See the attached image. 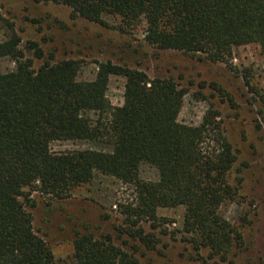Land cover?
I'll list each match as a JSON object with an SVG mask.
<instances>
[{"label": "trees", "instance_id": "16d2710c", "mask_svg": "<svg viewBox=\"0 0 264 264\" xmlns=\"http://www.w3.org/2000/svg\"><path fill=\"white\" fill-rule=\"evenodd\" d=\"M33 1L66 7L72 19L102 28L112 29L110 17L130 27L143 22L144 42L156 51L226 64L235 48L257 45L264 59V0ZM25 50L43 58L34 43ZM4 59L15 69H0V264H141V250L157 246L143 224L155 229L159 209L179 207L182 239L194 253L189 261L237 264L238 253L248 252L240 229L219 214L238 195L241 180L237 187L230 184L237 158L226 142L216 156L204 152L210 116L199 127L178 122L186 94L176 83L111 62L97 64L93 80L80 81L76 62H51L52 56L34 70L17 37L0 43V63ZM111 77L125 79L121 107L106 97ZM56 142L109 150L53 154ZM142 166L157 171L156 183L140 180ZM96 176L131 186L136 204L119 206L116 238L75 232L71 261H58L33 229L31 196L67 200Z\"/></svg>", "mask_w": 264, "mask_h": 264}, {"label": "rangeland", "instance_id": "374dc122", "mask_svg": "<svg viewBox=\"0 0 264 264\" xmlns=\"http://www.w3.org/2000/svg\"><path fill=\"white\" fill-rule=\"evenodd\" d=\"M0 43L9 38L20 40L24 60L33 61L37 70L45 60L74 61L79 67L78 80L95 78L97 64L111 62L145 73L150 79L172 80L185 91L178 122L199 127L205 118L213 120L207 127L203 150L210 156L219 154L229 143L237 158L230 184L237 187L234 202L224 204L219 214L240 229L248 252L238 253L237 264H264V59L257 45L235 48L226 64H212L177 52L156 51L144 42L145 25L128 26L119 18H106L102 28L72 19L70 9L53 4H36L33 0H0ZM123 30V31H122ZM28 43L38 45L43 58L26 51ZM3 73L15 69L10 59L0 63ZM125 79L111 77L106 97L113 107L123 104ZM92 120L97 115L89 114ZM105 118V117H103ZM108 151L89 142H56L53 154ZM140 180L158 181L157 171L142 166ZM33 208L28 209L35 233L51 249L58 261L69 263L73 254L75 232L96 236H118L122 223L119 206L136 204L135 190L113 179L96 176L91 185L77 188L70 199L54 200L34 193ZM155 229L143 224L144 231L157 240L155 251L142 249L141 264H202L183 241L184 209H159ZM203 257L207 252H202Z\"/></svg>", "mask_w": 264, "mask_h": 264}]
</instances>
